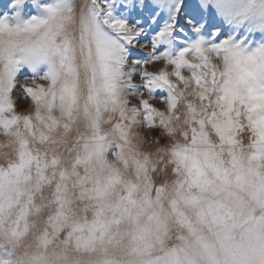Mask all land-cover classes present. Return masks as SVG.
<instances>
[{
  "label": "clouds",
  "instance_id": "clouds-1",
  "mask_svg": "<svg viewBox=\"0 0 264 264\" xmlns=\"http://www.w3.org/2000/svg\"><path fill=\"white\" fill-rule=\"evenodd\" d=\"M0 264H264V0H0Z\"/></svg>",
  "mask_w": 264,
  "mask_h": 264
},
{
  "label": "rangeland",
  "instance_id": "rangeland-1",
  "mask_svg": "<svg viewBox=\"0 0 264 264\" xmlns=\"http://www.w3.org/2000/svg\"><path fill=\"white\" fill-rule=\"evenodd\" d=\"M163 16H164V12H163V10L161 11V17L160 18H158V20L159 19H162L163 18ZM183 18L181 17V20H182Z\"/></svg>",
  "mask_w": 264,
  "mask_h": 264
}]
</instances>
